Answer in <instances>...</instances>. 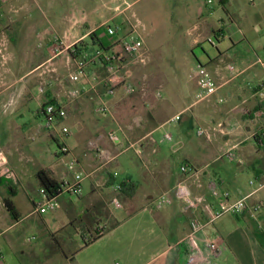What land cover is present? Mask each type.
Listing matches in <instances>:
<instances>
[{"label": "crops", "instance_id": "obj_1", "mask_svg": "<svg viewBox=\"0 0 264 264\" xmlns=\"http://www.w3.org/2000/svg\"><path fill=\"white\" fill-rule=\"evenodd\" d=\"M0 1L4 3L0 4V46H3V52L0 50V129H6V133L11 132L7 136H0V166L2 164V167L11 171V177L0 176V264H6L4 251L9 250L14 255L21 251L20 236H10V232L23 221L34 215V226L43 235L52 233L54 236L56 223L64 222L68 226L86 210L77 208L72 198L62 196L57 207L62 210V214L55 213L52 222L44 217L47 213L41 215L35 211V202L41 189L38 172L48 171L59 183L67 176L59 166L63 159L57 139L59 128L47 129L45 123L43 129L46 133L38 126H34L33 131L26 132L23 128L22 108L24 105H34L36 110L28 109L29 116L37 120L44 118L42 107L50 100L65 107V120L71 126V135L65 143L71 144L73 156L78 162L77 169L85 175L82 196L76 199L80 201L86 197V180L90 182V192L87 195L98 194L103 197L102 190L98 189L102 183L98 179L105 182L107 174H118L113 169L118 159L106 166L105 170L103 166L88 168L90 163L86 158L83 159L86 150H89L83 144L88 136L82 132L81 119L88 109L86 99L90 93V96L100 100L91 86L84 84L85 79L80 78L76 82L71 80L76 69L71 52L91 56L98 48L92 41L93 33H97L98 38L107 42L109 49L116 52L118 48L115 44L119 43L121 48V41L130 34L133 25L140 21L134 12V5L138 0H30L26 4H20L17 0ZM219 4L227 18L221 16L217 25L206 18L194 28L190 47L179 59L186 69L184 78L178 80L176 85L173 82L172 89H169L168 79L163 80L158 91L160 99L157 103L149 104L150 112L145 123L143 122L148 125V129L135 142L150 139L153 143V146L148 144L152 151L148 155L144 154L149 165L143 163L142 168L138 169L139 179H134V182H138V189L142 187L141 177L145 183L149 182L143 204L122 218L112 212L114 222L119 224L74 256H64L61 253L64 264H195L192 247L186 240L190 231L189 222L196 219L208 224L216 220L213 215L217 211L218 201L209 199L212 185L228 192L230 202L246 200L247 207L237 214L238 217L250 216L252 221L264 224V210L253 211L256 204L264 203V33L261 23L256 21L255 16L259 15H250L246 11L242 15L236 14L235 7H241L239 0H219ZM149 24L151 29L152 21ZM107 27L114 29L113 35L107 34ZM138 32L149 58L153 38H150L145 26L139 27ZM210 35L214 37L216 44L212 46L208 43L212 47L209 50L202 44H207ZM31 44L34 45L33 50L27 48ZM75 46L78 48L74 49ZM79 47H86V52L79 53ZM33 59L34 64L23 72L28 60ZM199 64L218 84L217 92L202 101L196 98L199 90ZM44 65H49L51 69L47 73L39 72ZM232 65L235 67L234 72L228 69ZM90 66V75L100 67L94 64ZM161 69V77L173 75L164 72L163 67ZM62 71L67 72L64 80L60 79ZM41 77L45 78L42 82L39 79ZM88 79L93 80V77ZM163 89L166 93L173 92L170 101L162 96ZM71 90L78 93L73 100L68 97ZM101 95L104 96V93L101 92ZM83 96L85 100H82ZM102 100L106 105L118 103L117 96H104ZM171 101L177 104V109L173 112H169L168 108ZM176 115H180V120L172 122ZM218 124L222 125L221 130L217 128ZM199 127L205 128L209 135L198 136L196 131ZM168 128L174 131L173 142L160 147L154 135L160 134L163 129L165 133ZM32 133L37 147L34 157L28 156V151L23 146L27 135ZM47 138L57 146L52 158H49L48 150L43 148L42 141L47 143ZM142 148L148 149L147 146ZM180 151L184 158L180 167L188 164L198 169L200 187L194 180L183 175L172 179L169 160ZM107 154L106 157L110 160L106 162H112L115 158ZM209 164L217 165V169L206 171ZM182 182L189 185L194 197L201 199V206L197 210L185 209L184 202L176 191V186ZM119 183L108 188L112 187V192L117 194L119 192L116 191V185ZM32 186L34 198L29 195L28 199L34 210L23 217L15 198L18 188L24 190L31 189ZM162 194H168L171 204L157 208L153 201ZM151 197L154 199L148 203ZM5 199L13 203L16 219L6 208ZM180 214L183 219L178 217ZM180 219L184 222L181 223ZM206 236L219 246L218 255L209 254L205 244ZM69 242L70 247L78 244L75 239H70ZM197 243L201 255L208 260L203 264H264V246L251 230L236 229L223 235L219 230L215 233L208 226L206 232L198 233Z\"/></svg>", "mask_w": 264, "mask_h": 264}, {"label": "rangeland", "instance_id": "obj_2", "mask_svg": "<svg viewBox=\"0 0 264 264\" xmlns=\"http://www.w3.org/2000/svg\"><path fill=\"white\" fill-rule=\"evenodd\" d=\"M17 1L20 4H26L29 3L30 0ZM239 2H241V7H235L236 14L242 15V12L246 11L250 15L254 13L259 15L255 16L257 17L256 21L261 23L262 32L264 33V10H262L264 7V0H239ZM0 4L4 3H1L0 1ZM134 12L137 14V19L141 22V24H143V26H145L150 38H153V40L151 39L150 45L151 55L149 54L147 63L145 65L129 63L126 67L130 69L132 73V77L129 79V81L134 88V92L127 94L123 86L116 88L113 96L118 97V103H110V106L107 104V115H97L95 113L98 100L93 95L90 96L89 93V97L86 99L88 103V109L86 110L84 116L81 117V119H83L82 132L85 133V136H88V139L83 142L85 146L89 147V150L85 149L86 155L88 156L85 155V157H83V159L86 158L90 163V165L87 167L94 169L103 166L104 169L106 166L115 163L118 159V163L113 166V169L118 172V176L114 177L115 180L112 186L122 181L134 182L136 179H139L137 174L139 173L138 169L142 168V164L144 163L145 165H149V161L145 160L146 156L144 154L148 155V153L152 151V141L150 139H145L137 143L135 142L137 141V137L144 134L145 130L148 129V125H145L144 123L147 114L150 112L149 104L151 102L157 103L160 99V97H158L156 94L158 93L163 80L168 79V83L170 84L169 89H172V86H174L173 82H175L176 85L178 80H182L184 78L183 73L186 71V69H184L180 64L179 59L182 57L183 52H186L190 47L191 40L194 36V34L192 33V35L191 32L194 31V28L199 25L203 19L209 18L210 22H213L215 25H217L221 16L224 19L227 18L225 12L222 10L221 5L219 4V0H212V4L209 5L207 4L206 0H138L134 5ZM149 21H152L153 24L151 29L149 28ZM210 37L214 39L213 36L210 35ZM204 38H206V36H204ZM202 45L206 46L204 47L205 49H212L208 43H204ZM115 47L118 48L116 53H118L122 58H125L120 48V44L116 43ZM2 48L3 46H0V50L3 52ZM27 48L33 50L34 45H28ZM92 56L93 55H91L87 60V63L89 64L87 67L88 69L89 67H92L90 66L92 65ZM170 60H174V62H171ZM33 64L34 59L28 60L27 66L24 67L23 72H26L28 67H30V65L32 66ZM161 67H163V71L167 72L168 75H173L166 77L164 74L165 76L161 77ZM50 69L51 67L49 65H44L39 70V72L43 71L47 73V71ZM123 71L124 70L121 71V74ZM94 72V74L97 75L98 80L106 76V71L104 68L99 67V69H95ZM46 73H44V76ZM60 74V79L64 80L67 72L62 71ZM39 79L40 82H42V79L45 78L41 77ZM93 83L95 84L96 82L91 79L84 80V84L87 86H91ZM98 90L100 92L104 91L101 86ZM172 95V91L166 93L164 89L162 90V96L164 99L170 101ZM82 100H85V96L82 97ZM168 108L169 112H173L177 109V104L172 102ZM28 109H34V111L36 110L35 106H31L30 104L29 106L24 105L22 108L21 111L24 114V130L26 132L33 131L34 126H38L43 130V132H45L43 129L46 123L45 119H34L33 117L29 116L30 112ZM64 125L71 129V126L67 123V120H65ZM115 130L120 131L119 134L123 140V146L121 147L115 146L108 139V133ZM163 131L164 129L160 132V134L154 135L157 145L160 147L166 146L173 142V140L171 142L162 141V137L164 135ZM165 132L172 134V137L174 136V131L169 128L166 129ZM5 133L6 129L5 131L0 129V136H7L11 132ZM50 134L54 135V133ZM68 137L62 140V142L65 143ZM42 142L43 148L48 150L49 158H52L53 155L55 156L57 146L53 144L50 139L48 140V138L47 143L44 140ZM58 142H61V140L58 139ZM81 143L82 142H80V144ZM129 143L133 146L126 151V148L128 145H130ZM34 144V133L27 135L26 140L23 142V146L24 149L28 151V156L34 157V150L37 149ZM148 144H151V146H148ZM173 145L179 147L177 144ZM66 146L73 155L74 153L71 149V144ZM142 146H147L148 149L142 148ZM142 149L144 151L143 153ZM177 150L179 151L180 149ZM101 152H105V156L108 153L115 159L112 162L107 163V160H109L108 158H98L100 157L99 155ZM182 155V151L177 152L172 155L171 159L169 160V169L171 171V177L173 180L182 175L179 171L180 164L184 161ZM59 163L62 172H66L67 177L65 179L71 180L72 173L67 171L64 165V158L61 159ZM213 169H217V165L209 164L206 171H212ZM104 170L101 172L103 173ZM244 174H248V172H244ZM105 177V182H102L100 180L101 178L98 179L99 182L102 183L98 189L102 190L104 194L103 197H99L98 194L93 196L87 195L90 192V182L86 180L84 183V193L86 194V197L80 201H77L76 198H72V200L76 203L77 208L87 210L89 209L95 216H97V209L101 208V212L103 214L96 219L97 229L101 230H106V228L113 225L114 218L111 214L112 212L118 218H122L127 213L138 209L144 202V194L149 185V182L146 181L145 183L144 178L141 177L140 179L142 182V187L139 189L137 187L135 194L130 198L124 196L120 192L117 194L114 193V191L112 192L113 188L111 187V189H109V186H107V181L110 175L107 174ZM29 195L34 198V186H32L31 189L24 188V190L18 188V194L15 198V202L23 217H27L34 210L33 205L28 199ZM115 198L120 202L121 208H115V206L112 205V201ZM150 199L151 200H149L148 203H150L154 197H151ZM209 199L214 200L215 198L210 195ZM99 205L102 206L99 207ZM216 210H218V208ZM56 211L57 212H49L44 215V217L52 222V217L55 213L62 214V210L60 208L56 209ZM178 217L183 219L181 214ZM181 219V223L184 222ZM56 224V228L53 231L54 237L52 236V233H48L46 236L45 234L43 235V233H41L34 226V215L23 221L19 226H17L16 229L10 232V236H20V242L22 243L21 251H19L16 255H14L9 250L4 251L3 257L5 263L36 264L38 262H47L48 264H64L62 255L59 252V247L58 245L56 246V240L63 244L65 250L68 249V251L66 250L67 253H71L77 246H79V244H81V236L84 234V231L79 227L80 235L70 237L67 231V223L66 225L64 222H58ZM90 228H92V226H90ZM209 229H214L215 233L217 230H219L223 235L224 233H230L236 229L251 230L255 232V237L260 242V244L264 246V224H259L257 221H252L250 216L240 218L235 213L224 214L216 218V220L209 225ZM72 234L75 235V233ZM63 238L67 243H64ZM70 239H75L78 244H72L70 247L68 245V243H70Z\"/></svg>", "mask_w": 264, "mask_h": 264}, {"label": "built area", "instance_id": "obj_3", "mask_svg": "<svg viewBox=\"0 0 264 264\" xmlns=\"http://www.w3.org/2000/svg\"><path fill=\"white\" fill-rule=\"evenodd\" d=\"M207 4H212V0H206ZM143 25L138 22L133 25V29L130 34L127 35L121 41V48L125 58H122L118 53L113 50H109L107 52L103 50H97L92 54L93 58L92 64L100 66L104 68L106 71V76L100 78L96 74L90 75L88 72V63L87 60L90 57L87 54L80 56L76 60H74L75 64V73L71 76V80L73 82L78 81L80 78H92L93 81L96 82L91 85V90L96 92L99 97L97 106L95 108V113L98 115H106L108 114V107L105 102H103L104 96H113L115 93V89L123 86L124 90L127 94H131L134 92V88L129 81L132 77V73L130 69L126 68L129 63L131 64H141L145 65L148 60V54L146 48L144 46V42L142 37L138 32V28ZM108 35L114 34V29L112 27H107L106 29ZM207 43L214 46L216 41L213 38H208ZM128 58V59H127ZM127 59V60H126ZM231 72L235 71V67L229 66L228 68ZM123 73L121 74V71ZM197 76H198V93L196 98L198 101L206 100L213 96L218 90V84L215 82L210 73L202 66H197ZM102 87L104 90V96L101 95V92L98 90L99 87ZM158 97H161V94L158 92L156 94ZM78 93L74 90L68 92V97L73 100L77 98ZM42 114L46 121L47 129H55L59 128V132L57 134V138L61 140L59 142V149L62 157L65 160V167L68 172L72 173V179L66 180L64 179L60 182V190L59 195L51 196L44 189L39 190V198L35 202V211L38 214H46L49 212H53L57 209L59 205V199L62 196H67L70 198H79L82 196L83 188L82 183L85 178V175L78 171L77 166L78 162L76 158L69 151L68 147L65 145L62 140L71 135V130L67 126L63 125L65 118L67 117L65 107L60 103H44L42 107ZM180 115H176L172 118V122H178L180 120ZM218 129H222V125H217ZM120 131H111L108 133V139L115 146H123V140L120 137ZM196 134L200 137L208 136L209 133L205 128H198ZM262 134L264 136V127L262 129ZM173 140L172 134L165 132L163 135V141L171 142ZM132 145H128L126 148L129 149ZM100 158L107 159L105 156V152L100 153ZM110 160V159H109ZM107 160V161H109ZM0 176L3 177H11V171L7 168L2 167L1 164ZM180 172L185 178H190L194 180L198 187L201 186L200 182V171L194 167H191L188 164H182L180 167ZM117 173H114V177L117 176ZM116 191L119 192V184L116 185ZM176 191L180 195L182 201L184 202V206L186 210H197L201 206V199L196 198L192 195L189 185L186 182L178 183L176 186ZM211 195L217 199L218 201V210L213 215V218H218L224 214L235 213L236 215L241 213L246 207L247 202L245 199L239 200L237 202L229 201V193L226 191H222L217 188L215 185L210 187ZM171 204L170 197L168 194H162L158 196L154 201L153 205L157 208H160L165 205ZM112 205L115 208H121L120 202L115 198L112 201ZM264 210V203L260 202L253 207L254 212H259ZM212 222V221H211ZM200 223L196 219H191L189 222V233L186 237V240L192 247L195 264H203V262H208L207 258L201 255L200 249L197 243V235L200 232H206L207 227L211 224ZM205 244L208 249L209 254L218 255L220 253V248L209 236L205 237Z\"/></svg>", "mask_w": 264, "mask_h": 264}, {"label": "trees", "instance_id": "obj_4", "mask_svg": "<svg viewBox=\"0 0 264 264\" xmlns=\"http://www.w3.org/2000/svg\"><path fill=\"white\" fill-rule=\"evenodd\" d=\"M91 38L95 46H98L99 50H103L105 52L109 51L110 46L108 45L107 42L101 41V39L98 38L97 33L91 34ZM87 47V46H86ZM86 47L81 48L79 47L78 52L79 53H84L86 52ZM78 48L77 46L74 47ZM72 58L76 60L79 58L81 55L75 54L74 52H71ZM50 103H55L53 100H50ZM38 179L40 183L41 189H44L49 195L51 196H57L59 195V190H60V183L56 180H54L48 171L46 170H41L38 172ZM114 176L110 175L108 181H107V186H112L114 184ZM138 187V182H133V181H122L119 183V192L123 194L126 197H133L135 194L136 190ZM103 203V202H102ZM101 203V204H102ZM4 204L8 211L12 214L13 218H17V213L14 209L13 203L10 200H4ZM106 204V203H105ZM102 205H99V207ZM107 206V205H106ZM109 213V212H108ZM97 216L93 215L91 210H85L82 215L77 216L74 218L69 225L67 226V231L70 237L80 235V228L84 231V234L81 236V245L77 246L73 252L67 253V249L65 250L63 244H61L58 240H56V246L58 245L60 253H62L64 256H74L79 250L83 249L84 247L90 245L91 243L95 242L98 240L100 237H102L105 233H107L109 230L112 228L116 227L119 222H114L111 227L106 228V230H101L97 229V221L96 219L100 216H102L101 208L97 209L96 212ZM110 218V217H109ZM108 220V219H107ZM92 226V228H90ZM72 233H75L73 235ZM71 234V235H70ZM68 238V237H67ZM67 240V239H66ZM72 240V239H71ZM64 243H67L65 239L63 238Z\"/></svg>", "mask_w": 264, "mask_h": 264}]
</instances>
